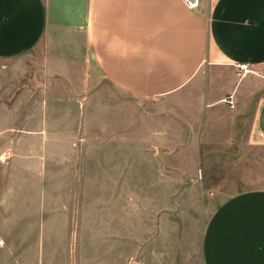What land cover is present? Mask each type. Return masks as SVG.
I'll return each instance as SVG.
<instances>
[{
    "label": "rangeland",
    "instance_id": "rangeland-1",
    "mask_svg": "<svg viewBox=\"0 0 264 264\" xmlns=\"http://www.w3.org/2000/svg\"><path fill=\"white\" fill-rule=\"evenodd\" d=\"M41 63L0 57V264H202L216 203L264 187L250 112L165 130L150 99Z\"/></svg>",
    "mask_w": 264,
    "mask_h": 264
},
{
    "label": "crops",
    "instance_id": "crops-1",
    "mask_svg": "<svg viewBox=\"0 0 264 264\" xmlns=\"http://www.w3.org/2000/svg\"><path fill=\"white\" fill-rule=\"evenodd\" d=\"M190 2L0 0V57L39 47L43 77L81 78L95 93L105 78L126 95L150 99L146 110L165 130L247 111L249 138L264 142V0ZM240 62L260 73L240 75ZM201 262L264 264V187L216 203Z\"/></svg>",
    "mask_w": 264,
    "mask_h": 264
},
{
    "label": "built area",
    "instance_id": "built-area-1",
    "mask_svg": "<svg viewBox=\"0 0 264 264\" xmlns=\"http://www.w3.org/2000/svg\"><path fill=\"white\" fill-rule=\"evenodd\" d=\"M183 1L186 2L188 5H193V3L190 2V0H183ZM235 66L237 67L238 73L240 75H244L247 72L257 73V70L253 68L251 65H249L248 63L240 62V63H236ZM225 101L228 102L230 107L233 106V102L230 99V97L225 98Z\"/></svg>",
    "mask_w": 264,
    "mask_h": 264
}]
</instances>
